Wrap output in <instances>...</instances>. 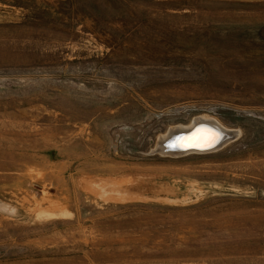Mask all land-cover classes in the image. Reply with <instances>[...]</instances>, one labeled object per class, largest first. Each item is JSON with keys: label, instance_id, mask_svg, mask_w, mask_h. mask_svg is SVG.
I'll list each match as a JSON object with an SVG mask.
<instances>
[{"label": "rangeland", "instance_id": "rangeland-1", "mask_svg": "<svg viewBox=\"0 0 264 264\" xmlns=\"http://www.w3.org/2000/svg\"><path fill=\"white\" fill-rule=\"evenodd\" d=\"M0 264H264V0H0Z\"/></svg>", "mask_w": 264, "mask_h": 264}, {"label": "bare ground", "instance_id": "bare-ground-1", "mask_svg": "<svg viewBox=\"0 0 264 264\" xmlns=\"http://www.w3.org/2000/svg\"><path fill=\"white\" fill-rule=\"evenodd\" d=\"M197 124L199 125L195 128V130H193V132L184 134L182 137H179L177 141L178 145H181L183 147L194 146L196 144H200V146H206L207 144L211 145L218 141L221 134L218 129L219 127L217 128L214 122H211V120L206 118H201L200 120L195 122L193 127L190 126L188 128L192 129ZM191 129L182 128L181 131H189ZM175 151H180V150H175Z\"/></svg>", "mask_w": 264, "mask_h": 264}, {"label": "water", "instance_id": "water-1", "mask_svg": "<svg viewBox=\"0 0 264 264\" xmlns=\"http://www.w3.org/2000/svg\"><path fill=\"white\" fill-rule=\"evenodd\" d=\"M199 124H197L196 126H194V128H192L189 131H180L178 133H176L174 135V138L169 137L168 139L163 141V148H165L167 151L170 152H187V151H206V150H210L213 148H216L220 145H222L223 143L226 142V140L228 138L231 137V134H227V133H222L221 137L218 139V141L214 144H207L206 146H188V147H183L181 145H178V143H176L177 139H179V137H182L184 134L187 133H191L193 132V130H195V128L198 126ZM173 143V145H172ZM175 150H180V151H175Z\"/></svg>", "mask_w": 264, "mask_h": 264}, {"label": "snow or ice", "instance_id": "snow-or-ice-1", "mask_svg": "<svg viewBox=\"0 0 264 264\" xmlns=\"http://www.w3.org/2000/svg\"><path fill=\"white\" fill-rule=\"evenodd\" d=\"M194 146H200V144H196V145H194Z\"/></svg>", "mask_w": 264, "mask_h": 264}]
</instances>
